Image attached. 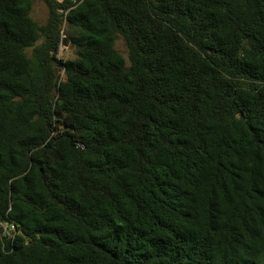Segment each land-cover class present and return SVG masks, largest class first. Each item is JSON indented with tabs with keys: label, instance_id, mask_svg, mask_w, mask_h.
<instances>
[{
	"label": "trees",
	"instance_id": "1",
	"mask_svg": "<svg viewBox=\"0 0 264 264\" xmlns=\"http://www.w3.org/2000/svg\"><path fill=\"white\" fill-rule=\"evenodd\" d=\"M41 1L0 0V264H264V0Z\"/></svg>",
	"mask_w": 264,
	"mask_h": 264
},
{
	"label": "rangeland",
	"instance_id": "2",
	"mask_svg": "<svg viewBox=\"0 0 264 264\" xmlns=\"http://www.w3.org/2000/svg\"><path fill=\"white\" fill-rule=\"evenodd\" d=\"M32 9H31V18L37 25H44L48 18V9L41 0H31ZM61 38L64 40V43L60 46L58 57L63 60L69 59L73 56V50L70 44L66 40L65 32L62 31ZM40 41L37 43L39 44ZM115 49L124 57L127 61V49L120 37L115 41ZM27 54H30V50L27 51Z\"/></svg>",
	"mask_w": 264,
	"mask_h": 264
}]
</instances>
